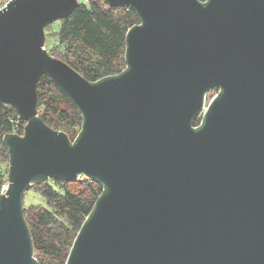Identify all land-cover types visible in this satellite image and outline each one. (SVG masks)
<instances>
[{"label":"water","instance_id":"1","mask_svg":"<svg viewBox=\"0 0 264 264\" xmlns=\"http://www.w3.org/2000/svg\"><path fill=\"white\" fill-rule=\"evenodd\" d=\"M104 2L139 23L126 67L94 82L45 47L78 0L0 8V102L25 122L3 137L0 264H38L25 191L80 175L102 192L65 264H264V0ZM43 75L82 115L73 140L38 114Z\"/></svg>","mask_w":264,"mask_h":264},{"label":"trees","instance_id":"2","mask_svg":"<svg viewBox=\"0 0 264 264\" xmlns=\"http://www.w3.org/2000/svg\"><path fill=\"white\" fill-rule=\"evenodd\" d=\"M78 1L68 17L44 28L46 50L91 82L119 74L126 67V32L139 23L137 13L109 6L103 0ZM37 97L42 120L73 140L81 128L82 115L68 96L43 75L37 83ZM24 125L13 106L0 102V185L6 180L7 169L5 173L1 169L9 158L3 137L8 133L22 134ZM30 188L39 192L46 204L22 205L37 263L65 264L73 239L101 194L102 185L87 178H54Z\"/></svg>","mask_w":264,"mask_h":264},{"label":"rangeland","instance_id":"3","mask_svg":"<svg viewBox=\"0 0 264 264\" xmlns=\"http://www.w3.org/2000/svg\"><path fill=\"white\" fill-rule=\"evenodd\" d=\"M45 40L47 41L46 37H45ZM46 41H45V44H46ZM216 92H217L216 90L212 89L206 94L205 105H207L208 101L215 95ZM5 168L7 169V172H8V162L3 164V167L1 169V171L4 172ZM82 178H85V176L84 175H80V176H78V178L76 180H79V179H82ZM22 205L25 206V207H28L30 205H33V206H45L46 204H45L44 197L39 192H37L33 188H29L27 191H25V193L23 195ZM34 257H35V255H34Z\"/></svg>","mask_w":264,"mask_h":264},{"label":"built area","instance_id":"4","mask_svg":"<svg viewBox=\"0 0 264 264\" xmlns=\"http://www.w3.org/2000/svg\"><path fill=\"white\" fill-rule=\"evenodd\" d=\"M8 1H9V0H4L3 3L0 5V8L3 7L4 5H6ZM216 91L218 92V89H216ZM217 92L215 93V95L217 94ZM201 117H202V115L199 116V119H201ZM198 123H199V120H198ZM7 187H8V181L5 180V181H3V183L0 185V189H1V190H0V194L3 193V192H5L6 189H7Z\"/></svg>","mask_w":264,"mask_h":264}]
</instances>
